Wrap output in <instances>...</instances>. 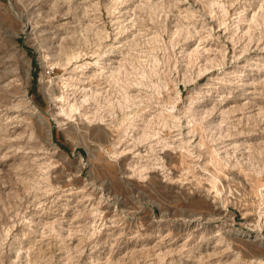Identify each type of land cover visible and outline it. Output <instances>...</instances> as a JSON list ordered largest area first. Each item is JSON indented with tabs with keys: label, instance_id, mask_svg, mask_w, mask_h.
Returning <instances> with one entry per match:
<instances>
[{
	"label": "rangeland",
	"instance_id": "obj_1",
	"mask_svg": "<svg viewBox=\"0 0 264 264\" xmlns=\"http://www.w3.org/2000/svg\"><path fill=\"white\" fill-rule=\"evenodd\" d=\"M0 70V264H264V0H0Z\"/></svg>",
	"mask_w": 264,
	"mask_h": 264
},
{
	"label": "bare ground",
	"instance_id": "obj_2",
	"mask_svg": "<svg viewBox=\"0 0 264 264\" xmlns=\"http://www.w3.org/2000/svg\"><path fill=\"white\" fill-rule=\"evenodd\" d=\"M71 54H73V53H71ZM70 62V61H69ZM120 68L121 67H119V68H116L117 70H120ZM1 71V70H0ZM118 72V71H117ZM122 74V73H121ZM115 76V75H114ZM118 77H119V75H118ZM115 78V77H114ZM95 97V96H94ZM77 102V101H76ZM70 104V103H69ZM74 105V104H73ZM72 105V108H74V107H76V104H75V106H73ZM80 107V106H79ZM33 109H35V108H33ZM76 109H77V107H76ZM73 111V110H72ZM35 112V111H34ZM64 113V112H63ZM70 113V112H69ZM66 114V113H65Z\"/></svg>",
	"mask_w": 264,
	"mask_h": 264
},
{
	"label": "built area",
	"instance_id": "obj_3",
	"mask_svg": "<svg viewBox=\"0 0 264 264\" xmlns=\"http://www.w3.org/2000/svg\"><path fill=\"white\" fill-rule=\"evenodd\" d=\"M50 74V72H48Z\"/></svg>",
	"mask_w": 264,
	"mask_h": 264
}]
</instances>
